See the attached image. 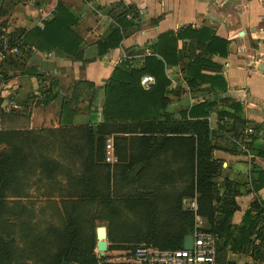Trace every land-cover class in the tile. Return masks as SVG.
Listing matches in <instances>:
<instances>
[{
    "label": "crops",
    "instance_id": "1",
    "mask_svg": "<svg viewBox=\"0 0 264 264\" xmlns=\"http://www.w3.org/2000/svg\"><path fill=\"white\" fill-rule=\"evenodd\" d=\"M33 1L17 7L20 14L10 11V18L6 13L3 15L8 9L0 14L4 17L0 22L2 28L22 39L20 54L2 64L20 61L24 70L9 85L11 95L7 98L17 100L14 110L21 108V97L27 101L31 91L34 92L31 102L37 105L43 100V91L56 82L68 100L78 96L79 102L86 104H79L75 116L69 115L68 120L59 115L55 128L69 126L66 121L75 124L79 118L92 115L94 109L100 124L105 85L114 69L127 61L132 69H142L146 58L160 48L170 58L165 67L169 85L158 106L159 118L145 122L144 129L149 128V123L168 124L169 129L176 123L206 120L211 157L221 167V179L232 183L236 191L238 210L233 224L240 225L253 204L264 209V70L258 68L264 65V0H35V4ZM58 2L78 15L77 23L71 27L79 39L81 52L77 57L59 48L50 52L37 50L36 44L42 43L37 24L44 15H48L46 22L54 18ZM121 22L127 25L123 27ZM117 29L123 36L120 46L100 57L99 44ZM164 34H172L176 43L161 42ZM27 70H34L35 74L26 73ZM75 83L83 85L71 90ZM156 85L157 80L149 89H143L151 92ZM48 104L41 102L40 109L41 106L47 109ZM137 125L117 121L111 127ZM249 128H254L255 133L248 134ZM124 133L148 139L158 135L194 137L198 146L196 134ZM146 140L144 146L153 147L155 143ZM162 141L158 145L165 144ZM187 142L178 140L176 144L191 154L192 145L185 147ZM256 214L252 212L253 216ZM259 227L264 230V223ZM251 260L250 264H257Z\"/></svg>",
    "mask_w": 264,
    "mask_h": 264
},
{
    "label": "rangeland",
    "instance_id": "2",
    "mask_svg": "<svg viewBox=\"0 0 264 264\" xmlns=\"http://www.w3.org/2000/svg\"><path fill=\"white\" fill-rule=\"evenodd\" d=\"M25 1L29 0H0V14L4 9H8L3 12L7 18L10 11L20 14L17 7ZM2 18L0 16V22ZM23 71L20 61L0 66L1 97L11 95L9 85ZM33 95L31 91L27 101L21 97L20 109L0 110V153H10L14 148L24 151L23 164L5 198L8 208L0 219V232L11 245L13 264H35L41 255L49 257L55 253V233L70 216L76 217L84 234L95 240V253L103 258L99 264H129L134 248L153 245L136 240L149 235L163 243L177 236L182 225L188 224L190 219L186 215L172 209L180 199L183 210L195 217L192 232L198 225L197 219L203 220L202 227L213 233L217 231L216 264L223 261L250 264L251 258L254 263L264 264V257L260 259L245 245L238 249H234L233 244L225 246V238L218 233L225 213L237 206L234 188H221L216 201L203 204L202 215L198 213V204L195 209L191 208L199 197L193 189L195 170L190 155L179 149L175 140H164V149L158 145L163 142L160 137L152 140L153 147L144 146V139L147 143L151 140L124 133L140 134V127L118 128L111 127L110 123L106 125L107 135L103 136V152L93 154L95 163L92 165L88 129L99 124L96 109L75 124L71 120L65 123L69 126L55 128L59 115L62 116L60 101L50 102L45 110L41 106V110L40 104L45 99L34 105ZM70 101L75 102V99ZM79 104L86 103L78 99L75 112ZM62 118L68 120L69 116ZM100 137L101 134L97 140ZM109 139L115 143L113 162L106 159ZM87 161L90 171L85 167ZM213 182L220 184L223 179L215 178ZM240 225H234L231 220V229ZM99 227L107 229L109 247L104 255L97 250ZM46 233L50 235L45 236ZM222 247H226L225 251Z\"/></svg>",
    "mask_w": 264,
    "mask_h": 264
},
{
    "label": "trees",
    "instance_id": "3",
    "mask_svg": "<svg viewBox=\"0 0 264 264\" xmlns=\"http://www.w3.org/2000/svg\"><path fill=\"white\" fill-rule=\"evenodd\" d=\"M78 15L73 10L66 9L62 3L58 2L54 10V18L51 21L46 22L45 29H38L42 37V43L36 44L37 50L40 52H50L56 48H59L66 54L77 57L80 55V49L78 47L79 39L71 31V27L77 23ZM124 27L127 24L121 22ZM75 40V41H73ZM123 41V36L120 30L110 31V35L107 40L99 44V56H105L111 49L120 46ZM160 41H167L176 43V39L172 34H164L160 37ZM51 49V50H50ZM172 53H175V49H172ZM170 58L166 56L163 50L156 48L153 54L146 58L145 66L142 69H132L129 62L123 63L121 66L114 69L111 74L108 83L105 85V103L103 108V123L97 124L96 127H90L88 129V140L91 148V156L89 161L92 165L95 163L93 154L101 151L105 146L106 125L110 123H116L117 121H129L132 124H138L132 128L140 127L141 134H196L198 138V146L195 145L196 138L194 137H167V135H158L160 139L166 141H188L185 147L192 145L190 148L189 160L192 167L195 170L196 179L194 180V193H198L197 197L198 213L203 214V204H212L216 201L217 194L220 189L234 188V185L228 180L224 179L222 183L218 184L213 182L215 178L221 177V167L219 163L211 157L212 147L209 144V127L208 122L200 121L199 123H176L168 129L170 125L166 124L161 126L158 123H149L148 129H144L145 122L156 121L159 118V104L163 97L164 89L169 85V81L165 76L166 64H169ZM16 63V61H15ZM26 73L35 74L34 70H27ZM144 75L154 76L157 80V85L151 90V92L144 91L141 86V78ZM55 87H52L54 86ZM192 84V82H189ZM83 85L82 83H75L72 87L73 90L78 89ZM71 89V90H72ZM58 89V83H52L50 87L43 91V98L46 101H60L61 114L63 116H69L75 114V103L79 99L78 96L71 97L75 99V102L68 100V97ZM2 96V95H1ZM0 96V108L4 101V98ZM152 103L153 106L148 105ZM208 107V106H207ZM207 115V113H206ZM170 131V133L168 132ZM133 133V131H130ZM101 134V137L97 140V136ZM154 136H151L149 140H153ZM165 138V139H163ZM99 148V150H98ZM160 148L164 149L165 145H160ZM98 150V151H97ZM24 151L22 148H14L10 153H0V219L3 218L5 210H7V203L5 198L12 183L15 181L16 172L23 164ZM90 164L87 161L85 163L86 170H91ZM192 193V196H194ZM193 200V199H192ZM222 204V201H218ZM235 204V201L233 205ZM172 209L178 211L188 217L190 221L188 224L182 225V228L178 230V235L161 243L159 239L153 236H146L143 240H136L137 243L153 244L152 246H159L162 250L167 249H182L184 248L185 238L190 234L193 235L195 217L190 211L183 210L182 199L176 202ZM238 210L237 206L231 207L224 217V221L220 227L222 238H225V246L232 245L233 248L238 249L240 246H247L252 249L253 253L260 258L264 257V230L259 227L264 223V209L258 204H253L252 208L248 210L242 220L239 227H233L231 229L230 223L233 219L235 212ZM257 212L256 216L252 215V212ZM1 225V224H0ZM260 228V229H259ZM1 229V227H0ZM203 230L215 234L217 231L206 229ZM50 234L46 233L45 236ZM255 236L254 240H252ZM46 242L48 240L46 239ZM55 242L57 244L56 252L49 257L41 255L35 264H99L103 259L95 253L96 243L93 237L85 235L83 228L78 222L77 218L70 216L62 225V229L55 233ZM223 245V246H224ZM226 247H222L225 251ZM135 250V248H134ZM261 259V258H260ZM12 249L10 243L7 242L5 236L0 232V264H13ZM263 261V260H262ZM264 263V261H263ZM218 264V263H217ZM219 264H225L223 261Z\"/></svg>",
    "mask_w": 264,
    "mask_h": 264
},
{
    "label": "built area",
    "instance_id": "4",
    "mask_svg": "<svg viewBox=\"0 0 264 264\" xmlns=\"http://www.w3.org/2000/svg\"><path fill=\"white\" fill-rule=\"evenodd\" d=\"M35 4V0L33 1ZM50 15V14H49ZM48 20V15H44L39 20L37 27L41 30L45 29V22ZM14 32L11 33L0 25V66L4 64L14 55L21 52V38L14 37ZM156 82L154 76L144 75L141 78V86L149 89ZM17 107L15 97L6 98L2 104V111H11ZM248 134H254V128L247 130ZM107 161L115 159L114 143L112 139L108 140L107 144ZM197 207L196 201L191 204V208ZM198 220V221H197ZM197 227L194 230L192 249H167L162 250L152 245H140L133 252L132 257L128 261L129 264H216V254L218 246V236L203 230L202 219H197Z\"/></svg>",
    "mask_w": 264,
    "mask_h": 264
},
{
    "label": "water",
    "instance_id": "5",
    "mask_svg": "<svg viewBox=\"0 0 264 264\" xmlns=\"http://www.w3.org/2000/svg\"><path fill=\"white\" fill-rule=\"evenodd\" d=\"M259 69L264 70V65H260L258 67ZM101 115V113H100ZM96 236L98 239L97 242V250L101 253V255H104L106 251H108V241H107V229L105 227H99L96 231ZM193 246V238L191 236H188L185 239L184 242V248L185 249H192Z\"/></svg>",
    "mask_w": 264,
    "mask_h": 264
}]
</instances>
